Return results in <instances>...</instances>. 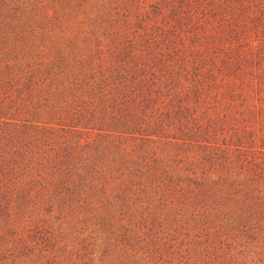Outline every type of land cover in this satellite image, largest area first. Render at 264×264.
<instances>
[{"label": "rangeland", "instance_id": "rangeland-1", "mask_svg": "<svg viewBox=\"0 0 264 264\" xmlns=\"http://www.w3.org/2000/svg\"><path fill=\"white\" fill-rule=\"evenodd\" d=\"M0 264H264V0H0Z\"/></svg>", "mask_w": 264, "mask_h": 264}, {"label": "trees", "instance_id": "trees-1", "mask_svg": "<svg viewBox=\"0 0 264 264\" xmlns=\"http://www.w3.org/2000/svg\"><path fill=\"white\" fill-rule=\"evenodd\" d=\"M145 65H147V67L151 68L152 65L148 64V63H144ZM143 64V65H144ZM144 65V66H145ZM120 68L122 69V65H120ZM147 72H145L144 74L140 75V78L137 79L136 81L132 80V79H129V83H127L123 89H120L121 90V93L118 92V94L116 93V96L114 97L115 99V102H116V105L117 104H122L126 107V109H133V110H137L140 109L139 107H136V108H132L131 107V101H133V99H136V98H142L141 101H149L153 98V93H156L157 90L154 89V86L156 85V81L153 82L152 78H149L147 76ZM159 81L161 82L162 80V77H158ZM132 84H135V85H132ZM149 84L148 88L145 89L144 86ZM132 95H134V97H132ZM120 99L119 102H117V100ZM168 106L170 107H176L178 106L176 103L170 101V103L167 104ZM181 106V105H179ZM140 112V110H139ZM113 120H118V121H122L121 122V127H117V126H120V125H117L118 122H115L114 124L115 125H108V127H112L113 129H120L118 130L119 132H123V133H139V134H143L141 132V130H146L145 129H142L143 128V125H140V122H145V124H147V126H150L153 124L156 125V128L158 127V129H156L155 131L151 132V133H145L147 135H153V134H156L155 132L157 130H159L162 125V123L158 122V120L156 121V123H152L151 120H148V121H140V117L138 115V113H135V118H133V124L131 123H128V121H125L124 117L123 116H120L118 117L117 119L114 118ZM136 121L138 122L136 124ZM142 123V124H143ZM112 124V123H111ZM147 132V130L145 131ZM181 138H184V137H181Z\"/></svg>", "mask_w": 264, "mask_h": 264}]
</instances>
